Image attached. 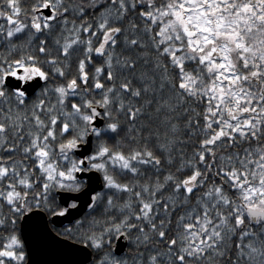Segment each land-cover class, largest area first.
Segmentation results:
<instances>
[{
  "label": "snow or ice",
  "instance_id": "6c2138e0",
  "mask_svg": "<svg viewBox=\"0 0 264 264\" xmlns=\"http://www.w3.org/2000/svg\"><path fill=\"white\" fill-rule=\"evenodd\" d=\"M41 245L264 264V0H0V264Z\"/></svg>",
  "mask_w": 264,
  "mask_h": 264
},
{
  "label": "water",
  "instance_id": "95a60500",
  "mask_svg": "<svg viewBox=\"0 0 264 264\" xmlns=\"http://www.w3.org/2000/svg\"><path fill=\"white\" fill-rule=\"evenodd\" d=\"M33 242L35 243V239L33 240ZM69 254H70L69 250L66 249H57L53 251L47 245H41L35 252V259L37 261L42 262L43 264V262H46L53 258L56 259L65 258Z\"/></svg>",
  "mask_w": 264,
  "mask_h": 264
}]
</instances>
